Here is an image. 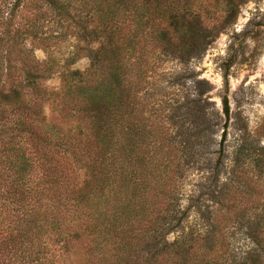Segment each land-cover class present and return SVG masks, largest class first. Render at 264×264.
I'll use <instances>...</instances> for the list:
<instances>
[{
	"label": "trees",
	"instance_id": "obj_1",
	"mask_svg": "<svg viewBox=\"0 0 264 264\" xmlns=\"http://www.w3.org/2000/svg\"><path fill=\"white\" fill-rule=\"evenodd\" d=\"M247 2L0 0V264H75L77 248L86 264H264V207L222 178L227 124L212 151L209 84L189 70L154 79L167 62L203 58ZM167 79H194L196 97ZM191 211L202 230L184 229ZM235 230L251 242L244 255Z\"/></svg>",
	"mask_w": 264,
	"mask_h": 264
},
{
	"label": "rangeland",
	"instance_id": "obj_2",
	"mask_svg": "<svg viewBox=\"0 0 264 264\" xmlns=\"http://www.w3.org/2000/svg\"><path fill=\"white\" fill-rule=\"evenodd\" d=\"M70 43L61 46L60 54L68 56ZM39 60H45L47 55L42 50H36ZM232 61L229 77H225L223 65ZM87 58L79 60L74 69L84 70L89 66ZM196 75V81H205L209 87L204 95L211 103V110L218 114L215 134V144L212 151L219 149L227 124V142L223 181L230 185L241 182L244 189H251L252 196L246 198L250 204L264 207V165L258 167L256 160L264 161V152L260 157L256 144L264 147V0H248L244 4L235 23L222 31L209 47L203 58L192 61L188 66L178 62H167L159 70L155 80L163 78V74L174 79L186 71ZM153 80V79H152ZM59 75L46 82L49 89L60 87ZM187 87L171 86L168 79L162 81L170 92H177L181 97L189 91L196 97L197 84L194 79H186ZM224 98L230 105V116L224 113ZM49 113V110H47ZM248 144V151L239 156V148ZM253 144V145H251ZM251 145V146H249ZM216 155H214V158ZM238 159L241 160L238 163ZM203 174L195 173L188 180L183 197V208L187 209L190 197L197 192V183L202 181ZM186 231L192 228L202 230L198 214L191 211L183 225ZM234 247L239 253L249 250L252 245L244 231L235 230ZM177 234L172 235L174 240ZM73 259L75 264H86L83 250L77 248Z\"/></svg>",
	"mask_w": 264,
	"mask_h": 264
}]
</instances>
